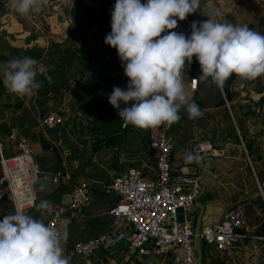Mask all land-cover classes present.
I'll return each instance as SVG.
<instances>
[{"label": "crops", "instance_id": "0c3cea01", "mask_svg": "<svg viewBox=\"0 0 264 264\" xmlns=\"http://www.w3.org/2000/svg\"><path fill=\"white\" fill-rule=\"evenodd\" d=\"M7 2L0 0V57L9 60L28 56L39 61L36 79L42 81V87L29 97L14 96L5 88L0 68V124L13 125L30 142L41 180L45 181L36 186L38 200L65 206L78 180L94 181L83 215L65 229L64 254L71 264H154L152 259H157V264H174L170 254L165 258L129 257L124 243L97 251L89 259L74 255L72 250L74 243L96 238L110 228L108 213L118 197L106 195L104 190L114 177L130 167L137 168L145 178L155 177L147 148L149 131L131 125L122 130L120 120L108 107L113 87L126 89L128 84L117 51L104 42L111 32L116 0H47L41 12L29 16L16 14ZM196 12L207 19L248 25L259 33L264 28V3L260 2L201 0ZM49 76L51 83L46 79ZM184 77L191 92L189 99L199 105L202 116L190 120L186 111L180 112L181 119L171 131L172 161L175 166L187 164L191 144L202 140L209 141L218 155L200 175V196L190 214L195 222L203 209L202 229L217 222L228 204L241 202L250 232L262 235L258 229L264 222V202L258 196L246 155L258 179H263L264 76L248 82L234 76L229 101L223 90L209 88L198 79L196 90H191L190 81L195 78ZM6 92L21 104L20 109L1 111ZM221 101L224 105L219 106ZM50 114L61 116L63 124L44 128L41 120ZM153 131L159 132V127ZM235 135L239 144L234 141ZM0 141L1 152L10 155L13 146L6 136L1 135ZM64 169L71 174V181L53 185L45 179L47 174ZM13 213L10 203L0 204V221ZM26 214L40 219L38 210ZM206 253L203 264H264V252L257 241H241L230 253Z\"/></svg>", "mask_w": 264, "mask_h": 264}, {"label": "clouds", "instance_id": "9594fccd", "mask_svg": "<svg viewBox=\"0 0 264 264\" xmlns=\"http://www.w3.org/2000/svg\"><path fill=\"white\" fill-rule=\"evenodd\" d=\"M46 4L47 0L7 2L20 16L39 13ZM200 4L201 0H116L111 32L104 42L117 51L128 78L126 89L114 86L108 97L124 127L172 126L181 119L182 110L190 120L202 116L185 86L184 72L193 57L200 66L196 79L209 88L222 90L232 76L241 82L264 76V34L248 25L209 18L199 25L194 22L190 36L172 31L178 21L194 15ZM38 64L28 56L0 63L7 91L20 98L34 95L42 87L36 79ZM46 79L51 83L50 76ZM36 207L47 209L49 203L42 201ZM63 239L59 231L26 214L23 205L16 203L14 213L0 221V264H71Z\"/></svg>", "mask_w": 264, "mask_h": 264}, {"label": "built area", "instance_id": "2783aa9c", "mask_svg": "<svg viewBox=\"0 0 264 264\" xmlns=\"http://www.w3.org/2000/svg\"><path fill=\"white\" fill-rule=\"evenodd\" d=\"M251 1L264 3V0ZM260 33L264 34V28ZM190 88L196 90L197 79H191ZM108 107L120 120L117 110L110 104ZM120 122L122 130L128 128L123 126V121ZM62 124L63 118L58 114H50L41 120L46 129ZM172 126L162 125L159 132L147 129V148L153 160L155 177L145 178L134 167L126 168L114 177L104 190L106 195L118 197L108 213L112 221L110 228L96 238L74 243V255L89 259L97 251H107L124 243L129 257L165 258L170 254L174 257V264H196L195 227L191 214L200 196V175L210 168L212 159L218 155L209 141H195L188 150L187 164L175 166L172 161ZM6 138L13 151L5 156L0 150V204L8 202L15 211V204L20 203L25 213L38 210L40 220L65 237L66 227L81 217L89 205L90 185L94 181L78 180L65 206L49 203L47 209H37L36 205L42 201L37 199L35 189L42 172L34 160L32 146L17 129H11ZM246 160L258 196L264 202V167L263 179H258L247 155ZM45 179L59 185L71 181L72 176L64 169L47 174ZM178 210H182V223L176 220ZM199 239L208 251L230 253L241 241H257L264 252V235L250 232L241 202L228 204L217 222L200 229Z\"/></svg>", "mask_w": 264, "mask_h": 264}, {"label": "trees", "instance_id": "16d2710c", "mask_svg": "<svg viewBox=\"0 0 264 264\" xmlns=\"http://www.w3.org/2000/svg\"><path fill=\"white\" fill-rule=\"evenodd\" d=\"M206 19L207 18L205 16H203V15H201V14L196 12L194 15L188 16L184 21H178L177 28L173 29L172 31H175V32H178V33H183L186 36H190V34H191V25L194 22L197 23V25H199L200 22H202V21H204ZM164 34L165 33H162L161 35H164ZM199 74H200L199 63L196 60V58L193 57V62L190 65V67H186L184 75H187V76H190V77L196 79V77H198ZM233 80H234V76L230 77L229 80L226 82L224 88L222 89L227 101H229L230 97H231L230 96V87H231V84H232ZM11 97L12 96L8 95V93L6 92V94L4 95V100H3L4 103H2V106H1V111L2 110H8V109H20L21 104L17 103L16 101L14 102L13 98H11ZM222 105H224V101H221L220 104H219V106H222ZM11 129H15L13 125L8 126L5 123L4 124H0V136L1 135L7 136ZM240 132H241V137H242L243 141L246 142L244 133L242 132V130H240ZM234 141H235L236 144H239V140H238L236 135H235ZM245 148H246V150L249 153L250 144H248V142L245 143ZM5 156H9V155L5 154ZM258 231L261 232L262 235H264V222L262 223V225L260 226V229H258ZM201 251H202V257H203L202 258V264H203L205 262L207 249H206L204 243H202V242H201Z\"/></svg>", "mask_w": 264, "mask_h": 264}, {"label": "water", "instance_id": "95a60500", "mask_svg": "<svg viewBox=\"0 0 264 264\" xmlns=\"http://www.w3.org/2000/svg\"><path fill=\"white\" fill-rule=\"evenodd\" d=\"M8 59L5 56L0 57V63L6 62ZM45 181L39 180L37 182V185H43ZM48 182V181H46ZM203 209L200 210V215L197 217L196 221L194 222L195 227V235H194V249H195V255H196V264H202V251H201V242L199 239V232H200V220L202 215ZM176 220L180 223L183 222V215L182 210H178V216ZM154 264H157V259H152Z\"/></svg>", "mask_w": 264, "mask_h": 264}, {"label": "rangeland", "instance_id": "374dc122", "mask_svg": "<svg viewBox=\"0 0 264 264\" xmlns=\"http://www.w3.org/2000/svg\"><path fill=\"white\" fill-rule=\"evenodd\" d=\"M35 159V158H34ZM253 177V176H252ZM201 201H203V199L201 200Z\"/></svg>", "mask_w": 264, "mask_h": 264}]
</instances>
